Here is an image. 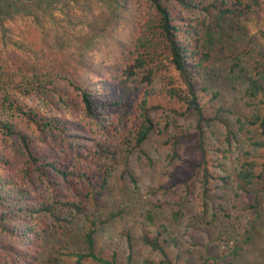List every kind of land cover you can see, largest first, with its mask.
I'll use <instances>...</instances> for the list:
<instances>
[{
    "label": "rangeland",
    "instance_id": "1",
    "mask_svg": "<svg viewBox=\"0 0 264 264\" xmlns=\"http://www.w3.org/2000/svg\"><path fill=\"white\" fill-rule=\"evenodd\" d=\"M247 1L250 12L232 22H219L173 6L193 25L191 33L180 38L193 47L199 46V58L208 55L201 78L209 90L202 103L213 127L211 131L204 128L205 146L201 145L196 113L186 104L162 95L150 100V104L160 106L152 112L160 133L158 129L151 135L142 149L130 150L127 137L136 126L143 89L131 113L110 110L106 114L108 121L120 128L114 136L85 118L88 131L61 137L57 151L68 162L77 152L94 155V162L80 164L88 170L93 184L82 183V195L76 198L82 211L72 213L75 223L71 229L66 227L67 216L62 215L60 222H50L52 227L44 237L52 231L51 239L58 238V248L70 246L74 251L86 252L84 234L91 225L87 217L95 214L99 225L95 252L106 260L116 254L118 264H167L160 252L142 241L145 234L156 235L163 224L177 241V246L168 248V254L172 260L179 256L180 264H264V150L257 159L261 180L254 186L241 187L235 173L248 149L246 135L238 131L239 140L233 139L229 148L225 134L230 127L237 132L236 119L250 110L242 97L245 73L232 74L233 60L240 58L248 70L264 63V0ZM157 19V12L146 0H0V69L13 73L17 81L26 77L28 82L36 74L51 75L56 79L53 85L67 92L72 101L67 115L80 120L78 97L68 80H81L94 89L106 81L105 88H115L133 61L138 39L146 34L143 31H157ZM159 55L165 59L162 50ZM169 75L167 71L158 73V88L168 83ZM215 92L219 94L215 96ZM24 95L32 94L18 93L20 98ZM50 97L55 108L50 105L49 110L58 113L61 104L53 93ZM32 99L36 100L34 95ZM6 115L0 110L1 117ZM186 129L189 135L178 140L177 152H172L174 140ZM204 160L216 177H221L210 185L208 207L204 206L201 186ZM76 184L72 181L65 186L68 196L57 195L66 201L74 199L69 190ZM220 203L228 222L210 224L208 216ZM149 211L153 222L147 219ZM36 236V228L22 240L0 235V243L8 245L7 250L1 249L3 255L12 260L16 258L12 251L26 254ZM62 261L78 264L75 258L64 257ZM81 264L101 263L87 259Z\"/></svg>",
    "mask_w": 264,
    "mask_h": 264
},
{
    "label": "trees",
    "instance_id": "2",
    "mask_svg": "<svg viewBox=\"0 0 264 264\" xmlns=\"http://www.w3.org/2000/svg\"><path fill=\"white\" fill-rule=\"evenodd\" d=\"M146 1L158 14V23L155 25L157 31L155 33L152 30L143 31L146 34L139 37L133 61L124 70L121 82L110 89L105 88L107 84L104 81L101 87L94 89L92 85L81 80H68L69 87L78 97L76 104L82 117L80 120L73 115H67L71 110L72 101L67 97V92L53 85L56 79L51 75L36 74L28 82L25 81L26 77L17 81L16 77H12L13 73L7 74L0 69V110L2 114L7 113L5 117L0 116V235L18 237L22 240L27 238L28 232L34 228L37 234L26 254L9 250L16 256L12 260L8 255L5 257L1 250H7L8 245L0 243L1 261L4 257L0 264H62L64 257L75 258L78 264L87 259L101 264H118L116 254H113L111 260H106L95 252L98 215L87 217L91 225L84 234L86 252L74 251L70 246H64L65 249L58 248L56 245L58 238L56 237L54 241L51 239L54 236L52 231H49V236H43L52 227L50 222H60L62 215L67 216V228L75 223L72 213L74 210L78 213L82 211L81 203L76 201V198L82 195V183L93 184L88 170L80 164L83 161L94 162V155L77 152L72 161L68 162L63 161L62 155L57 151L61 137H75L88 131L85 118L94 120L101 127L100 131L105 133L108 130V136H114L120 132V128L116 122L108 121L106 114L110 110L121 112L126 110L131 113L134 102L143 89L142 99L137 105L136 126L127 137L130 150L142 149L151 135L160 128L152 114L153 110L160 106L150 104V100L162 95L168 96L171 101L186 104L196 113L198 134L201 145L205 146L204 128L211 131L213 127L202 103V98L209 90L201 78L206 62L204 58H208V55L204 54L199 58V46L193 47L191 43H185L180 38L183 34L191 33L193 25L186 15L176 13L173 6H180L182 11L215 18L219 22L228 19L232 22L250 12V3L247 0ZM160 50L163 51L165 59L160 58ZM233 65L231 67L233 75L245 73L247 82L242 97L250 110L248 115L236 119L237 132H234L232 127L226 129V142L231 148L232 140H239L237 139L239 132L246 135L248 149L243 152V161L235 173L236 181L241 187L254 186L262 178L257 159L264 150V63H260L253 70H248L246 63H241L240 58H235ZM163 71L170 74L168 83L158 88L157 76ZM23 91L32 95L18 97V93ZM218 92L214 93L215 96L219 94ZM52 93L57 103L61 104L57 108L58 113L53 114L49 110L50 105H53L51 108H55V102H51ZM33 95L36 100H31ZM101 116H104V119ZM103 120H107L104 125ZM169 130L165 133L167 134ZM183 132V135L174 140L172 152H177L178 140L184 135H189L188 129ZM94 140L100 144L96 138ZM173 156H177L176 153ZM202 167L203 203L208 207L211 205L208 195L210 185L214 181L219 182L221 177H216L211 171L208 161L204 160ZM222 180L226 182L227 179L222 177ZM72 181L77 182L76 188L71 187L69 190L74 199L68 201L61 199L63 195L68 196L65 186ZM57 193H60V197ZM92 196L95 199L96 194ZM222 211L224 212L225 208L223 203H220L216 211L208 216L209 223L222 225L228 222ZM207 213L208 211L205 212ZM153 217L149 211L148 221L153 222ZM254 223L255 221H252V225ZM168 233V227L163 224L156 235L145 234L142 241L160 252L167 264H180L179 256L172 260L168 254V248L177 246L176 239ZM70 242L71 239L68 240V244Z\"/></svg>",
    "mask_w": 264,
    "mask_h": 264
}]
</instances>
